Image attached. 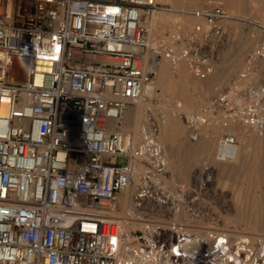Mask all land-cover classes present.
<instances>
[{
    "label": "built area",
    "instance_id": "1",
    "mask_svg": "<svg viewBox=\"0 0 264 264\" xmlns=\"http://www.w3.org/2000/svg\"><path fill=\"white\" fill-rule=\"evenodd\" d=\"M158 8L0 0V264H264L262 240L246 234L151 219L124 230L112 214L135 162L136 197L168 198L157 127L135 142L120 126L153 75L145 18Z\"/></svg>",
    "mask_w": 264,
    "mask_h": 264
},
{
    "label": "rangeland",
    "instance_id": "2",
    "mask_svg": "<svg viewBox=\"0 0 264 264\" xmlns=\"http://www.w3.org/2000/svg\"><path fill=\"white\" fill-rule=\"evenodd\" d=\"M157 1L164 12L150 15L148 39L165 59L166 79L160 85L151 77L155 89L142 94L139 138L130 130L139 141L157 127L168 161L162 181L168 198H137V185L124 207L127 186L118 192L116 215L125 230L142 227L144 219L171 220L264 244V0ZM196 9L220 14L196 16ZM225 134L240 148L237 161L219 158Z\"/></svg>",
    "mask_w": 264,
    "mask_h": 264
},
{
    "label": "bare ground",
    "instance_id": "3",
    "mask_svg": "<svg viewBox=\"0 0 264 264\" xmlns=\"http://www.w3.org/2000/svg\"><path fill=\"white\" fill-rule=\"evenodd\" d=\"M160 12H164V11H161V10L156 9L152 13V15H154L155 13H159L160 14ZM151 16L145 18V21H146V23L149 26H150V24H152V21L151 22L149 21L151 19ZM176 18L177 17H175V19ZM176 21H177V19H176ZM150 36H151V34H150ZM150 51H151V56H150L149 59L147 58V65H146V67L147 66L150 67L152 70L155 71V73L157 71V75L155 76V74H154L152 76V80L155 79V77H156L158 83L160 85H164V82H165V79H166V75H165L166 72L164 70L165 59H163V57L161 56L162 54H161V51L159 49L153 48ZM152 80H149L148 82L145 83V85L143 87V95H148V94H150L155 89V80L154 81H152ZM143 95L138 99V101L135 104H133V105H136L138 103L137 104V107L133 111V113L127 114L125 120H123L124 117H125V115H126V113H127L128 108L131 107V106H133V105L128 106V108L126 109L125 115L122 118L121 123H120V126L122 128H124V129H133V132L135 133L136 136H138V138L140 136V135H138V133H139V125H138V122L140 120V115L142 113V111H141L142 110V107L146 105L144 102H142V100L144 99V96ZM238 117H239V115H238ZM133 132H132V134H133ZM157 135H158V133H157ZM136 136L134 137V134H133L134 141L135 142H138V140H135V138L137 139ZM219 149H220L219 158H221L222 161L225 159V161L227 160L229 162H232V161H237V160L240 159V148L236 145V143L227 145L224 148L222 146L221 142H220ZM138 163L135 164V176L131 179L130 185L128 186L129 188L127 187L128 188V191H127L126 199H125V202H124V207H126L128 205V203L130 202L131 196H132V190H134L136 188V186L138 185V183H139L141 167H139ZM115 211L116 210H114L112 212V214L120 220L121 226L125 230L126 229L125 221L123 219H121L120 217H118L116 215V212ZM196 231H199L200 232L201 230H196Z\"/></svg>",
    "mask_w": 264,
    "mask_h": 264
}]
</instances>
